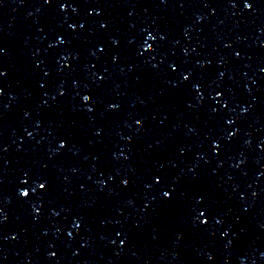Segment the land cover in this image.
Wrapping results in <instances>:
<instances>
[{"label": "snow or ice", "instance_id": "snow-or-ice-1", "mask_svg": "<svg viewBox=\"0 0 264 264\" xmlns=\"http://www.w3.org/2000/svg\"><path fill=\"white\" fill-rule=\"evenodd\" d=\"M24 195H27V193H24Z\"/></svg>", "mask_w": 264, "mask_h": 264}]
</instances>
